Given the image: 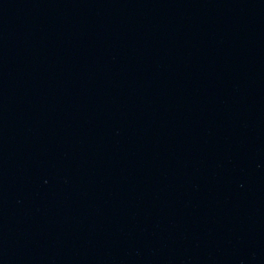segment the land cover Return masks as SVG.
<instances>
[{"label":"water","instance_id":"obj_1","mask_svg":"<svg viewBox=\"0 0 264 264\" xmlns=\"http://www.w3.org/2000/svg\"><path fill=\"white\" fill-rule=\"evenodd\" d=\"M0 264H264V0H0Z\"/></svg>","mask_w":264,"mask_h":264}]
</instances>
